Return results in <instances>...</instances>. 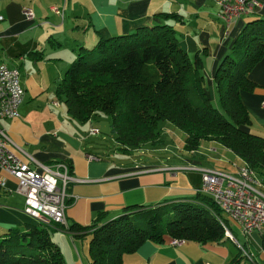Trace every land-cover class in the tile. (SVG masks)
<instances>
[{
    "label": "crops",
    "instance_id": "1",
    "mask_svg": "<svg viewBox=\"0 0 264 264\" xmlns=\"http://www.w3.org/2000/svg\"><path fill=\"white\" fill-rule=\"evenodd\" d=\"M256 1L257 8L234 19L226 29L218 19L220 9L209 0H0V64L18 72L23 90L17 117L0 120V129L20 161L32 165L33 160L45 166L64 162L69 166L74 181L67 186V227L88 226L100 213L107 221L128 207L191 198L200 190L201 176L198 171L184 170L189 166L229 173L235 172L233 166H241L238 157L213 143H202L194 153L173 154L166 162H155L150 156L130 162L134 152L120 155L116 145L111 153L105 152L92 141L96 135L88 134L92 121L71 119L64 104L54 97V87L79 48L91 49L100 38L162 23L154 17L157 13H174L180 21L169 20L167 24L174 28L181 49L189 56L205 52L206 93L215 101L212 74L218 62L231 51L246 24L264 19V0ZM22 8L29 9L33 18L25 20ZM248 78L256 88L241 93L251 121L246 129L264 137V57ZM0 182L1 237L10 228L35 221L21 212L22 199L14 193L15 181L0 171ZM225 218V238L221 241L176 244L169 237L161 243L146 241L135 252L123 255L122 264H264V236L255 232L245 235ZM49 229V238L60 248L65 264H89L88 236H73L53 224Z\"/></svg>",
    "mask_w": 264,
    "mask_h": 264
},
{
    "label": "trees",
    "instance_id": "2",
    "mask_svg": "<svg viewBox=\"0 0 264 264\" xmlns=\"http://www.w3.org/2000/svg\"><path fill=\"white\" fill-rule=\"evenodd\" d=\"M154 17L163 22L100 38L91 49L80 47L54 87V97L80 123L107 116L110 136L122 155L146 144L162 146L158 124L163 122L181 133L185 152L198 151L202 143L228 150L253 171L264 190V137L246 129L251 121L241 98L242 92L256 88L248 74L264 57V19L246 24L214 69L217 105L206 93L204 50L189 56L167 24L180 21V16ZM104 219L100 213L88 226L64 229L89 237L90 264H122L123 255L146 241L161 243L164 237L218 242L226 230L223 213L200 192L154 206L128 207ZM49 234V225L38 222L10 228L0 237V264H65Z\"/></svg>",
    "mask_w": 264,
    "mask_h": 264
},
{
    "label": "built area",
    "instance_id": "3",
    "mask_svg": "<svg viewBox=\"0 0 264 264\" xmlns=\"http://www.w3.org/2000/svg\"><path fill=\"white\" fill-rule=\"evenodd\" d=\"M220 8V17L226 29L241 15L252 12L259 6L256 0H209ZM51 11L58 13L56 8ZM25 20L33 18L27 8L21 9ZM23 98L19 85V75L15 69L0 67V120L17 117V108ZM264 107V104H263ZM99 131L90 128L88 134L97 135ZM11 141L0 129V171L15 181L14 193L21 197V212L41 223L40 213H48L54 218V225L67 229L65 209L67 207V186L74 181L70 168L64 162L45 166L31 160L24 163L10 150ZM89 160H95L88 156ZM184 170L198 171L201 176L203 194L213 201L222 203L223 215L232 219L245 235L253 232L264 236V193L253 179H246V172L235 167V172L197 168L189 166ZM0 186L3 183L0 182ZM230 238V236H228ZM231 239V238H230ZM181 241L174 240L179 244Z\"/></svg>",
    "mask_w": 264,
    "mask_h": 264
},
{
    "label": "rangeland",
    "instance_id": "4",
    "mask_svg": "<svg viewBox=\"0 0 264 264\" xmlns=\"http://www.w3.org/2000/svg\"><path fill=\"white\" fill-rule=\"evenodd\" d=\"M205 85L208 86L207 81H205ZM213 103L217 104V101L215 100L213 101ZM91 126L97 128L99 131V134L96 135L92 139V141H94L100 147H103L105 149V152L111 153V151H114L115 144H114L113 139L110 136L109 118L105 115H101L92 121ZM158 128L162 132V139H163L162 146L158 148V147L151 146L150 144H146L142 147H139L138 149L133 151L134 153L132 156L128 158V161L131 162L133 159H145L146 156H150V158H153L155 162H166V159L170 158L171 155L174 154L177 156L183 151L182 137L179 131L177 130L174 131V130L167 128L166 124L163 122L158 124ZM216 160L220 161L219 158H216ZM233 168L235 169V166H233ZM134 211L135 210L131 212H134ZM47 225H51V224H47ZM88 242L89 240L87 241V251L86 252H87V256L89 260ZM89 264H90V260H89Z\"/></svg>",
    "mask_w": 264,
    "mask_h": 264
},
{
    "label": "bare ground",
    "instance_id": "5",
    "mask_svg": "<svg viewBox=\"0 0 264 264\" xmlns=\"http://www.w3.org/2000/svg\"><path fill=\"white\" fill-rule=\"evenodd\" d=\"M213 3V2H212ZM215 4V3H214ZM216 5V4H215ZM220 9V8H219ZM220 17V15H219ZM0 67H6L3 64H0ZM239 170H244L246 172V179H253V181L259 186L261 187L262 193L263 192V186L261 184V181L256 177V175L253 173V171H251L250 169H248L247 167L241 165L238 167ZM199 192L201 193V195L203 194V189H200ZM205 196V194H203ZM208 197V195H206ZM209 198V197H208ZM212 201V200H211ZM213 202V201H212ZM217 208H219V210L223 213V206L222 203H214ZM228 219H230L232 221L231 218L227 217ZM40 220L42 221L41 223L43 224H53L54 225V218L51 217L48 213H40ZM39 223V222H38Z\"/></svg>",
    "mask_w": 264,
    "mask_h": 264
}]
</instances>
